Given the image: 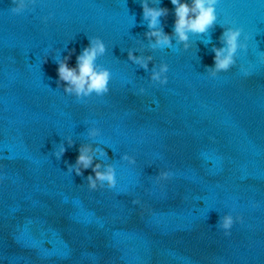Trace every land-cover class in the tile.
<instances>
[{"label":"water","instance_id":"obj_1","mask_svg":"<svg viewBox=\"0 0 264 264\" xmlns=\"http://www.w3.org/2000/svg\"><path fill=\"white\" fill-rule=\"evenodd\" d=\"M146 3L169 9L171 35L170 0ZM12 6L0 0V264H264V0H218L216 25L187 49L174 36L152 47L141 0ZM229 27L247 50L213 76ZM97 37L108 94H66L58 63L72 52L74 68ZM129 52L151 57L148 70ZM165 64L160 85L150 78ZM82 146L92 167L115 170L114 189L90 191L91 167L68 173ZM226 215L242 218L228 236Z\"/></svg>","mask_w":264,"mask_h":264},{"label":"clouds","instance_id":"obj_2","mask_svg":"<svg viewBox=\"0 0 264 264\" xmlns=\"http://www.w3.org/2000/svg\"><path fill=\"white\" fill-rule=\"evenodd\" d=\"M170 2L173 5L174 14L173 33L171 35L166 34L161 25V18L168 16L169 9L159 6L149 7L146 0H141L143 18L148 22L147 27L149 29L145 33V36L150 40L155 39V44L152 45L153 48L172 47L171 41L174 36L177 38V42L183 43L185 49H187L189 47V34L202 36L207 34L216 25V5L218 4V0H190V2L188 0H184V2H181V0H170ZM11 3L13 6L10 8V12L13 15H20L28 10L30 5H34L36 0H11ZM50 16L44 18L45 23ZM242 33V29L234 27H229L222 33V41L226 47L220 49L213 48V52L215 53L213 57V76H215L216 72L229 71L236 64L234 57H236L237 52L239 50H247V44L240 42ZM244 38L248 40L247 36H244ZM105 51L104 42L97 37L90 39L88 46L76 56V66L74 68L69 67L68 63L72 52H69V55L64 57L62 62L58 63V82L65 86L64 91L66 94H75L78 99L91 96L92 93H95L97 96L108 94L110 73L107 69L99 68L95 63L99 56L105 54ZM128 59L133 61V63L139 64L145 71L148 70V63L151 61V57L145 60L133 55L131 52L128 54ZM166 72H168V66L165 64L161 66L159 72H153L150 79L158 82L160 85H165L168 82L167 77L165 76L161 79V75ZM245 75H248V73H245ZM140 92L143 93L144 89L141 88ZM88 135L95 137L98 135V130L90 129ZM68 146H72L71 140L68 141ZM65 151L66 149L61 146L59 152L56 153L57 159L63 156ZM92 151L90 146H82L79 149L75 166H69L68 173L71 174L74 171L77 176H83L84 171L91 167L95 175L87 176V187L90 191L98 190L97 182H100L101 188L106 182L108 189H114L117 184L115 170L112 167H108L107 171L102 173L99 171V164L92 167L93 158L89 155ZM124 159H128L130 163H135L134 158L125 156ZM171 176L172 173L170 171H161L157 176V181L169 180ZM132 203L138 205L140 204V200L134 199ZM237 221L242 222V218L237 216L234 220L231 215L223 217L219 227L224 231L225 236L230 235V230Z\"/></svg>","mask_w":264,"mask_h":264}]
</instances>
